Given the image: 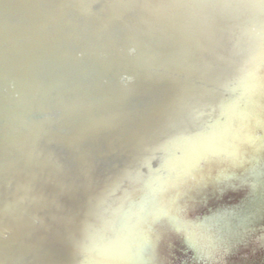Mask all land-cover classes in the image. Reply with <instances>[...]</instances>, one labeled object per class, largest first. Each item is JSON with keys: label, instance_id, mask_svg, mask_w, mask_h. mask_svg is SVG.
<instances>
[{"label": "water", "instance_id": "95a60500", "mask_svg": "<svg viewBox=\"0 0 264 264\" xmlns=\"http://www.w3.org/2000/svg\"><path fill=\"white\" fill-rule=\"evenodd\" d=\"M235 4L0 0V264L106 262L94 239L120 181L152 180L177 150L238 128L243 114L253 127V114L264 119L263 66L240 83L237 56L204 49ZM224 162L201 158L155 203ZM123 255L112 263L133 264Z\"/></svg>", "mask_w": 264, "mask_h": 264}, {"label": "bare ground", "instance_id": "6f19581e", "mask_svg": "<svg viewBox=\"0 0 264 264\" xmlns=\"http://www.w3.org/2000/svg\"><path fill=\"white\" fill-rule=\"evenodd\" d=\"M228 1L231 3V0H225V3ZM235 3V5H231L234 8L229 9L228 7H224L225 10L222 11L225 14L224 18L218 15L217 23L219 27L215 28L211 26L214 34L217 36L212 38V41L204 49L212 50L216 46L219 54H213V56H217L219 60L226 57L224 53L237 56L239 63H237L235 68L239 72L240 83H243L245 75L254 77L256 75L255 71L261 66H263L264 71V26L257 29V25L264 24V0H235ZM228 12L230 13L228 14ZM231 18L233 26L228 30L232 31L233 34L225 36L223 32L224 25ZM249 23L251 26L247 28ZM193 37L198 40L202 38L201 33H197ZM231 43L233 46H229ZM229 47L230 49L228 50ZM260 81L261 78H259V83ZM242 90L244 91L245 89ZM252 116L255 118L253 119L255 121L253 122L256 124L255 127L252 126L253 124L243 114L242 117L244 118L241 119L238 128L233 127L232 130L225 126L222 134H213L215 138L211 135L206 137L202 141V146L192 144L188 149L185 147L177 150L179 154L175 156L176 158L168 159L166 164L160 168L159 176L154 177L152 180H144V178L142 180L138 179L134 183L124 182V180L120 181L119 183L123 184L125 190L122 193H118V196L112 199L114 206L110 214H114L110 216V220L107 219V224L102 228V231L98 230L100 233L95 235L94 242L96 243L93 245L94 250H104L108 253L106 262H97V264H113L111 259L113 257L111 255L114 253H118L121 256H124L123 254L125 253L129 254L133 258V264H152L150 255H148V249L152 244L153 235L151 234L153 230L150 232L148 229L153 221L159 220L162 216L165 218L164 215L167 213L163 209V206L155 203V200L163 195L164 191L171 189L181 181L182 178L194 172L201 158L208 160L215 156L225 159L226 162L224 163H226L225 166H228V168H226L227 171H221L218 174L220 177L224 174H238L243 169L242 166L248 163V169H245L243 172L253 177H258L256 178L258 179L257 181L264 183V119L259 120L255 114ZM244 153L246 154L244 155ZM235 158L239 161L236 162ZM227 185L225 188H227ZM224 191L226 192V190ZM196 195L199 194L196 193ZM116 205L119 207L118 211L120 215H117L114 210ZM186 213V211H176L173 214L171 221L174 223V227L179 230L184 229L178 224H183V221L185 222ZM120 216L122 217L120 218ZM237 219L239 225L234 223V226L235 228L242 229L244 219L241 216ZM120 221L124 222L127 226L120 227ZM207 224L208 222L197 224V227H195L197 229H195L196 232L194 230L189 231V229L183 230L185 235L191 233L188 236L190 239L188 245L193 250L200 251L202 253V256H200L203 259L213 257L215 248H218L217 244H213L214 238H212L211 233L207 231ZM185 225L189 226V228L191 226L190 223H185ZM229 230L231 231L230 227H228L227 231ZM237 231L241 237L247 234L244 230ZM223 233H225L227 239L231 236L228 232L224 231ZM222 239L226 243L225 247H227V241L224 237ZM256 245H264L263 234L258 238ZM120 257L116 260L118 261Z\"/></svg>", "mask_w": 264, "mask_h": 264}, {"label": "rangeland", "instance_id": "374dc122", "mask_svg": "<svg viewBox=\"0 0 264 264\" xmlns=\"http://www.w3.org/2000/svg\"><path fill=\"white\" fill-rule=\"evenodd\" d=\"M225 165H219L210 175L205 171L202 179L195 173L168 193L162 205L165 212L168 209L170 212L164 215L165 218L162 216L147 226L150 232L153 230V247L148 249L152 264H264V245H256L258 238L264 235V183L246 172L218 176L221 171H227L228 166ZM195 191L199 195L204 194L199 196ZM176 211L187 212L185 222L178 225L189 231H195L197 224L208 222L207 231L218 247L213 257L203 259L200 251L188 245L191 233L185 235L184 229L174 227L171 221ZM239 216L244 219L242 229L234 226V223H239ZM185 223H190V228ZM228 227L231 231H227ZM237 230H244L247 234L241 237ZM224 231L231 235L228 239ZM222 237L227 241V247Z\"/></svg>", "mask_w": 264, "mask_h": 264}]
</instances>
